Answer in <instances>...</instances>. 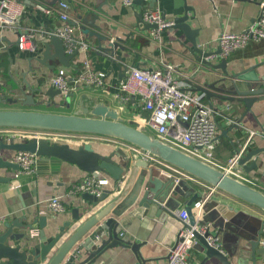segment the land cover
Instances as JSON below:
<instances>
[{"label":"crops","instance_id":"obj_1","mask_svg":"<svg viewBox=\"0 0 264 264\" xmlns=\"http://www.w3.org/2000/svg\"><path fill=\"white\" fill-rule=\"evenodd\" d=\"M33 1H35L34 4H25V12L19 26L38 29L36 51L19 48L17 30L0 29V96L3 98L0 107L28 108L29 106L24 105L21 100V97H24L21 87H24L27 93H30L31 88L34 87L47 91L52 86V76L60 68L66 69L69 75L75 76L80 71L81 60L85 55L90 58L96 71L105 73V85L85 91L111 99L114 104L122 108L125 117L139 120L140 116L147 115L138 97H130L125 102L124 98L118 95L119 84L132 65L148 68H166L170 64L174 65L176 67L174 75L181 81L183 87L193 93L203 94L202 101L208 105L209 102L204 93L198 91L196 86L204 81L217 79L221 75L222 68H210L200 61L190 50L192 44L185 37L182 29L175 26L167 27L161 31L160 37H153L151 35L153 27L149 29L143 22L138 21V14L143 11V1L128 6L124 5L122 0H62L69 3V12L79 23L76 25V33L83 35L90 43L87 54L78 52L68 66L57 58L49 59L48 63L39 59L43 57L46 42L55 35L49 34V31L60 24V19L55 13H46L41 10L38 4L57 5L59 1L54 3L53 0ZM148 5L158 8L163 15L173 19L183 15L187 5L192 6L193 10H190L189 14L195 16L192 25L200 29L198 37L201 46L205 45L215 50L220 46L218 37L223 30L242 31L260 15V0H152ZM83 17L92 21L93 24L84 21ZM80 23L91 30L109 36L110 39L119 41L124 48L118 47L113 51L114 55L101 49L100 45H106L107 41L97 34L84 33L79 26ZM52 52H54L53 46ZM227 58L229 73L242 71L247 76H256L259 80L251 82L253 85L264 81V39L251 41L244 48L233 51ZM212 59L215 63L220 60L219 57ZM37 93H35L36 98ZM63 98L62 93L54 97L45 95L36 107L44 110L72 111ZM212 100L215 107L212 108L214 111L211 117L217 122L216 146L212 157L203 159L227 170L230 159L238 153L237 148L243 147L249 130L259 131L264 127V99L255 101L251 109L247 111V106L243 102L222 101L216 97ZM7 130L0 129V141L9 143L12 139L4 134L8 132ZM40 136L51 141L69 142L72 146H78L84 141L90 142L95 149L104 154H108L117 147L122 148L132 158L141 154L140 149L110 136L56 131H40ZM13 139L20 140L16 137ZM247 148L263 149L264 137L256 134ZM15 153L16 151L11 149L1 151L5 158L12 161H14ZM114 159L121 161V157L117 155ZM252 160L253 158L246 163ZM257 163L258 168L250 172L235 170L237 164L230 169V172L264 191V151L260 153ZM149 165L153 168L155 175L163 179L166 178L160 173L161 168L168 169L176 176L184 178L187 183H183L181 190L188 196L192 195V188L201 190L203 195L213 190L205 207L202 208V213L203 216L210 217L213 222L224 217V213H230L228 217L223 218L225 226L218 227L220 229L217 231L220 245L229 255L231 264H264L261 253H256L255 260L251 257V240L259 234L261 228L258 220L264 221L262 209L221 189L214 188L159 158L151 160ZM17 172V169L13 168L0 169V175L12 177L10 182H0V216L7 218L0 223V232L7 229L4 225L6 221L13 222L20 219L14 225V232L23 236L20 242L24 245L27 240L31 245L38 242L37 233L40 223L35 220L41 216L47 219L44 229L48 237L53 236L66 221H71L70 229L64 233L67 236L99 208V206L92 208L88 201L83 199L82 193L71 192L72 186L81 183L89 174L76 164L64 161L57 171H53L52 164L48 162L44 168H37L33 173L16 175ZM99 178L107 180L104 188L112 187L114 184L110 174L101 172ZM54 195L60 196L66 207L64 211L55 212L47 205V201ZM173 197L176 200L170 201L173 207L172 213L163 210L158 216L152 215L135 220L134 228H126L135 235L134 241L148 240L140 248L143 260L136 255L132 247L118 244L105 248L91 264H165L168 248L177 241L179 231L184 226V220L180 217L179 211L185 209L186 197L181 193L173 194ZM75 209L82 215L78 221L73 219ZM152 212L158 213L156 208ZM30 223L33 224V229L27 227ZM263 239L264 231L261 236V244L264 246ZM9 243L12 244L13 240ZM82 253L83 259L87 253L86 251ZM189 260L194 264H224L217 257L205 259V252L198 243L190 249Z\"/></svg>","mask_w":264,"mask_h":264},{"label":"water","instance_id":"obj_2","mask_svg":"<svg viewBox=\"0 0 264 264\" xmlns=\"http://www.w3.org/2000/svg\"><path fill=\"white\" fill-rule=\"evenodd\" d=\"M20 1L25 4L35 3L33 0ZM57 1L62 0H53V3ZM135 2L140 3L142 0H136ZM190 10H193V7L187 5L186 12L174 19L173 26L182 29L185 37L192 44L190 50L200 61L210 68H222L221 75L217 79L204 81L202 84L197 85L196 89L204 93L211 108L215 107L212 98L216 97L222 101L243 102L247 106L246 111L250 110L255 101L264 99V81L259 82L258 85H253L251 82L259 80L256 76H247L242 71L229 73L227 70L229 60L227 57L221 56L220 46L217 50L208 48L205 45L201 46L198 37L200 29L192 25L195 16L189 14ZM82 19L93 24L87 18L83 17ZM138 21L143 22L149 29L157 27V23L145 21L142 12L138 14ZM72 23L79 24L77 20H72ZM79 26L84 33L97 34L101 39L107 41V44L100 45V48L112 55L118 47L124 48L119 41L110 39L109 36L103 33L91 30L81 23ZM96 26L98 27V25ZM52 46L54 52H52ZM76 54L77 52L68 54L63 39L55 34L46 42L43 57L39 59L44 63H48L49 59L57 58L61 63L68 66ZM215 57L220 58L217 63L212 59ZM21 90L24 93L21 100L24 105L29 107H0V129L14 128L114 137L264 211V191L237 177L230 171L221 169L180 146L157 136L137 119L125 117L122 108L103 95L89 91L71 92L65 95V99H63L72 108V111L63 112L36 107L45 95L54 97V95L61 94V90L54 85L47 91H43L39 87L31 88L30 93L25 92L24 87H21ZM36 92H38L37 98L35 96ZM2 101L3 98L0 96V103ZM240 148H237V152L240 151ZM2 149L36 153L38 156V169L44 168L46 163L50 162L52 170L57 171L62 162L66 161L76 164L81 169L96 176H99L101 172L110 174L114 184L112 187L104 188L100 194L89 191L82 192L83 199L88 201L92 208L98 206L99 208L76 229L70 231L67 236L64 233L70 229L71 221H66L53 236L48 237L44 229L47 225V219L45 216H41L35 220L40 223V229L37 233L38 242L31 245L27 240L24 245L20 242L23 236L14 232V225L20 219L13 222L6 221L4 225L7 229L0 232V264H41L46 260H48L46 264H91L105 248L118 244L124 247H132L136 255L143 260L140 248L148 240L134 241L135 235L127 231L126 228H134L135 220L152 215L158 216L163 210L172 213L171 208L173 207L170 205V201L176 200L173 197V194L176 193H181L186 197L184 203L189 220L184 222V227L192 228L197 222L193 206L203 195L202 191L192 188V195L183 194L182 185L187 183L184 178L176 182L173 178L163 179L155 175L153 168L142 155L132 158L131 155L118 147L108 154H104L95 149L90 142L84 141L78 146H72L69 142L51 141L42 136H33L22 140L12 139L9 143L0 141V169L13 168L17 170L20 165L5 158L1 154ZM262 151H264V148H246L238 159L235 170L250 172L257 169L259 166L257 162ZM115 155L120 156L121 161H116L114 159ZM251 158L253 160L246 163ZM11 180V176L0 175V182H10ZM206 203L207 201L203 204V208ZM154 208L157 209V214L152 212ZM76 212L75 209L73 219L78 221L82 215ZM224 214V217L222 216L214 222L210 217L204 215L199 219V222L212 221L213 229L219 231L221 227L225 226L224 219L230 213L226 212ZM258 222L261 228L259 234L251 240V257L255 260L256 253H261L264 261V246L261 244L264 221L258 220ZM27 227L34 228L32 223L27 224ZM194 233L198 240L197 243L205 252V259L217 257L224 264H231L229 255L225 253L221 246L217 247L208 242L207 236L213 233L210 228L203 234L196 230ZM10 240H13L12 244L9 243ZM83 251H86L87 256L82 259Z\"/></svg>","mask_w":264,"mask_h":264},{"label":"built area","instance_id":"obj_3","mask_svg":"<svg viewBox=\"0 0 264 264\" xmlns=\"http://www.w3.org/2000/svg\"><path fill=\"white\" fill-rule=\"evenodd\" d=\"M135 1L122 0V3L133 6ZM142 1L144 2L142 9L144 20L157 23V27L152 28L151 35L160 37L161 31L173 26L175 20L163 15L158 8L149 6L148 3L152 0ZM38 7L46 13L58 15L60 24L49 31V34L59 35L63 39L65 50L68 54L76 52H85L87 54L90 49V43L83 35L76 33V25L72 23V20L75 19L69 12V3L67 1H60L57 5L41 3L38 4ZM25 8V3L20 0H0V29L17 30L19 48L36 51L38 49L36 42L38 29L35 27L20 28L19 26ZM261 39H264V0H260V15L258 19L247 28L239 32L223 30L220 33L218 43L221 47V56L228 57L233 51L244 48L251 41H259ZM175 71L176 67L171 64L166 68H148L132 65L129 67L124 80L119 84L118 95L122 96L124 101L133 96L139 98L141 107L147 115L140 116L138 121L146 125L157 136L180 146L200 158L212 157L216 146L215 137L217 133V122L211 117L214 110L202 101L203 94L193 93L185 89L181 81L174 75ZM51 83L60 89L65 96L71 92L102 87L105 85V73L96 71L90 58L85 55L81 60L80 71L75 76L69 75L66 69L60 68L52 76ZM7 129L8 132L4 134L11 139L16 137L22 140L40 136V131ZM256 134H261L264 137V127L259 131L249 130L243 147L230 159L227 171H230L237 164L238 159ZM140 153L149 163L156 158L143 151H140ZM37 157L36 153L29 151L16 152L13 159L20 165L16 175L35 172L37 169ZM160 173L165 178H173L176 182L182 178L165 168H161ZM106 182V179L89 173L81 183H76L72 186L71 192L82 193L89 191L100 194ZM212 192L213 190L194 203L193 210L197 222L192 228L183 226L180 229L177 241L168 248L165 264H194L189 260V251L198 242L194 233L195 230L203 234L210 228L213 233L207 236L208 242L217 247L221 246L219 234L216 229H213V223L199 222V219L203 217V204L208 200ZM47 202V205L55 212H61L66 209L59 195L50 197ZM179 214L184 222H188L189 216L186 209H181ZM6 219L5 216H0V223Z\"/></svg>","mask_w":264,"mask_h":264},{"label":"rangeland","instance_id":"obj_4","mask_svg":"<svg viewBox=\"0 0 264 264\" xmlns=\"http://www.w3.org/2000/svg\"><path fill=\"white\" fill-rule=\"evenodd\" d=\"M76 25V24H75ZM91 89H93V88H91Z\"/></svg>","mask_w":264,"mask_h":264}]
</instances>
